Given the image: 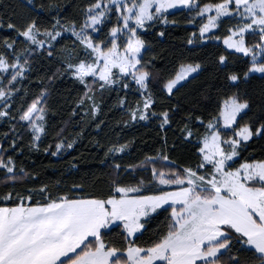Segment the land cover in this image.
<instances>
[{
	"label": "trees",
	"instance_id": "trees-1",
	"mask_svg": "<svg viewBox=\"0 0 264 264\" xmlns=\"http://www.w3.org/2000/svg\"><path fill=\"white\" fill-rule=\"evenodd\" d=\"M94 2L0 0V56L10 62L19 56L27 69L16 83L9 85L6 79L3 84L11 99L7 102L8 115L0 117V156L5 161L11 158L15 167L12 174L0 169V207L15 206L18 198L29 195L33 204L44 203L42 188L53 197L68 194L76 198H107L118 195L113 192V181L129 185L142 179L145 183L141 195L168 191V187L153 181L148 168L132 166L146 157L167 156L168 161L154 162L158 169L196 170L202 161V140L209 134L207 124L215 122L223 102L233 96L249 105L237 125L248 126L254 133L239 148L238 158L231 164L233 170L245 162L264 161V131L255 134L264 127V74H251V59L224 46L228 28L235 25L232 19H224L232 22L222 23L209 36L215 39L200 37L199 27L204 20L197 17L196 10L186 9L166 13L168 23L155 20L138 32L145 45L141 66L150 73L147 94L154 101L146 120L131 118L137 106H143L144 98L130 77L110 87L101 88L96 83L91 91L74 78L68 65L85 61L87 53L73 36L64 34L50 49L38 51L19 35L32 22L41 33L73 24L79 29ZM216 2L219 0H198L197 5ZM9 24L14 27L9 28ZM114 26H118L117 21L108 20L94 37L95 42H106ZM5 41L13 47L8 48ZM49 51L52 55H48ZM221 56L225 57L223 64ZM196 64L200 65L198 73L169 95L165 84L174 79L182 65ZM232 74L239 77L238 81L229 79ZM126 82L128 87L124 88ZM41 96L46 110L45 132L38 147H34V136L19 117ZM164 112L168 113L169 123L162 127ZM223 137L227 136L223 133ZM58 143H63L65 150L53 155ZM69 143L71 148L67 147ZM124 145L127 147L123 153L110 151ZM9 193L12 199H2ZM170 224V208L158 210L144 221V229L133 239L135 245L150 246L168 231ZM125 236L122 226L102 231L106 245L122 250L127 244ZM229 247L231 252L221 259V264H236V260L239 264H260L254 250L236 238Z\"/></svg>",
	"mask_w": 264,
	"mask_h": 264
},
{
	"label": "snow or ice",
	"instance_id": "snow-or-ice-1",
	"mask_svg": "<svg viewBox=\"0 0 264 264\" xmlns=\"http://www.w3.org/2000/svg\"><path fill=\"white\" fill-rule=\"evenodd\" d=\"M197 4L198 0H95L86 10V19L79 30L75 24L67 29L87 53L85 61L69 64L68 68L88 91L92 90L91 83L96 81L102 82L100 86L104 88L130 77L147 93L150 73L141 67V51L145 45L137 30L155 20L168 23L164 14L169 9L194 8L199 17L206 19L199 27L201 38L221 27L222 23L232 22L224 18H233L235 25L228 28L229 34L223 44L251 57L250 72L264 74V60L260 59L264 56V0H219L201 7ZM113 11L118 13V26L111 27L110 46L103 48L100 43L93 42L88 30L99 31L97 26L106 23ZM246 33L258 35L259 42L246 45ZM61 34L59 31L41 33L35 22L19 31L20 36L38 48L45 44L38 36L44 35L55 41ZM121 37L124 38L123 45L117 43ZM5 43L8 48L13 47V44ZM48 47H52L50 42ZM19 61L17 56L10 64L0 56V73L9 76V85L16 83L18 77L23 78L27 70ZM219 61L223 64L225 57L221 56ZM199 69V64L182 65L174 79L166 83L167 93L171 95L179 82ZM88 77L92 78L91 83L86 79ZM229 79L236 82L239 77L232 74ZM4 83V77L0 76V84ZM122 86L127 88L128 83ZM10 99V93L0 86V102L6 103ZM42 100L43 96L34 99L19 117L30 125L36 142L45 132L44 124L37 123L45 119ZM153 103L148 93L143 107L137 106L131 113L132 120H146L147 109ZM248 107L246 101L241 102L235 96L223 102L219 117L207 124L210 132L203 139L202 161L196 170L185 168L181 173L171 168L158 169L154 162L168 161L167 156L146 157L139 165L132 166L133 169L148 168L158 185L178 186V190L140 195L145 183L142 179L129 185L113 181V192L118 195L110 194L107 198H76L68 194L53 197L42 188L44 203L33 204L29 195L18 198L15 206L0 207V264H221V259L231 252L229 246L234 238L253 249L260 264H264V161L245 162L235 170L229 164L238 155L240 143L248 141L254 134L248 126L233 128L239 114ZM7 115V110L0 111V117ZM221 118L223 128L232 129L230 135L238 139H222L217 128ZM162 121V127L169 123L167 112L162 113ZM261 131L264 127L257 129L255 134L260 135ZM187 135L190 137L192 133L189 131ZM72 146L71 143L67 145L68 148ZM64 147L63 143H58L52 154H58ZM126 147L110 151L123 153ZM14 167L11 158L5 161L0 156V169L13 173ZM115 167L119 170L120 165ZM200 169L208 171L202 173ZM2 199L9 200L12 196L9 193ZM165 205L171 211L168 231L150 246H136L132 238L144 229L142 220ZM113 225L122 226L126 233L124 250L106 245L102 238V230ZM230 259L236 260L235 257ZM236 264H239L238 260Z\"/></svg>",
	"mask_w": 264,
	"mask_h": 264
},
{
	"label": "rangeland",
	"instance_id": "rangeland-1",
	"mask_svg": "<svg viewBox=\"0 0 264 264\" xmlns=\"http://www.w3.org/2000/svg\"><path fill=\"white\" fill-rule=\"evenodd\" d=\"M112 7L115 8V6H112ZM197 7H198V5H197ZM182 9H186V10H196V9H194V8H176V9H169L167 13L172 12V11L182 10ZM165 14H166V13H165ZM196 14H197V12H196ZM117 16H118V13L115 12V11H113V12L110 14L108 20H111V19L114 18L115 21H117V20H116V17H117ZM197 17H198L199 19L204 20V22H206V19H205L204 17H199L198 14H197ZM226 18H227V17H226ZM226 18H224V19H226ZM229 19H232L233 22L235 23V20H234L233 18H229ZM108 20H107V21H108ZM107 21H106V22H107ZM104 24H105V23H104ZM104 24H103V25H98L97 27L101 30V28L104 26ZM147 25H148V24L145 25L144 29H138V30H137V35H138V32H140V31H144V30L146 29ZM70 28H71V27H67V28H65V29L56 30V31H59V32L62 33L59 37L63 36L64 34H67V35H71V36H73L72 33H71V31H70V30H67V29H70ZM218 29H219V28L215 29L212 33H208V34H206L205 37H203V39L206 40L210 35L214 34L216 31H218ZM76 30H79V29L76 28ZM100 30L97 31V32H92L91 29L88 30V34L92 37V40H93L94 43H96L95 40H94V37H97V36H98ZM52 32H54V31H52ZM59 37H58V38H59ZM73 37L76 39L75 36H73ZM58 38H57V39H58ZM38 39H40V40H42V41H45V44H44V47H43V48H38L36 45H33V44H31L30 41H28V42L30 43V45H31V46H34V47L36 48V50H38V51H42V50H44V49H50V48L48 47L49 42L53 45L54 42H56V40H57V39H56L55 41H50V38L47 37V36H44V35H40V36H38ZM110 40H111V36L109 35V39H108L106 42H104V43H100L101 46H102L103 48H107L108 46H110V44H109V41H110ZM245 41H246V45H248V46H252L253 44L259 42V36H258V35H256V36H252V35L246 33V34H245ZM123 42H124V38H123V37H121L120 39L117 40V43L120 44V45H123ZM224 46L227 48L226 45H224ZM10 49H11V48H10ZM227 49H228V48H227ZM228 50H230V51H232V52H235V51L232 50V49H228ZM143 52H144V48H143L142 51H141V57H142ZM236 53H237V52H236ZM238 54H240V55H242L243 57H245L242 53H238ZM3 58H4L5 60H7L5 57H3ZM247 58H250V59H251V57H247ZM263 58H264V56H262L260 59L263 60ZM7 61H8V60H7ZM15 61H16V59L14 60V62H15ZM8 62H9L10 64L13 63V62H10V61H8ZM19 62H20L21 64H24V63H22V61H21V57H20V61H19ZM258 63H259V61H258ZM141 67H142V66H141ZM24 73H25V72H24ZM197 73H198V72L193 73V74L190 75L187 79L182 80L181 82H179V83L176 85V87L173 89V91H174L177 87H179L180 85L184 84L188 79H190L192 76L196 75ZM177 74H178V73H177ZM0 76H3V77H4V80L9 79V76H8V75H5V74H3V73H0ZM73 76H74V78H76L75 75H74V72H73ZM19 79H21V78L18 77L17 80H19ZM76 79H77V78H76ZM86 79H87L90 83L92 82V78H91V77H88V78H86ZM130 79H131V78H130ZM131 81H132L133 83H135V81H133V80H131ZM148 81H149V80H148ZM96 83H99L100 85L102 84V82H100V81H96V82H94V83H91V89H93V86H94ZM147 83H148V82H147ZM135 84H136V83H135ZM165 85H166V84H165ZM0 86H3V87H4L3 84H0ZM136 86L138 87V89L140 90L141 94L143 95V98L145 99V96L147 95V93H145V91H144L143 89H140L139 85L136 84ZM164 88H165V87H164ZM5 89H6V88H5ZM87 90H88V89H87ZM165 91H166V88H165ZM173 91H172V92H173ZM166 92H167V91H166ZM8 101H9V100H8ZM8 101H7V102H8ZM7 102H6V103H5V102H0V111H4V110H6V109L8 108V106H7ZM41 106L44 107V117H45V119H44L43 122L37 121V123H43L44 126H45L46 110H45V106H44V99H43L42 102H41ZM142 107H143V106H142ZM142 107H141V108H142ZM149 109H150V108H149ZM149 109H147V113H148ZM245 110H246V109H245ZM245 110L239 114V116L237 117V120H238V118H239V117L245 112ZM137 116H139V113H137ZM4 117H5V116H4ZM22 122H23L24 124L27 125V127L30 129L31 133L33 134L30 125H29L28 123L24 122V121H22ZM236 125H237V124H236ZM236 125H233V128H236ZM217 128L219 129V131H220L221 134H222V139L224 138V137H223V133H224V134H225V133H228V134H229V135H227L226 138L238 139L237 137H234V136H231V135H230L231 132H232V129H224V128H223V126H222V118L220 119L219 123L217 124ZM209 132H210V130H209ZM43 135H44V133L41 134V139L43 138ZM33 136H34V134H33ZM41 139H40L38 142L34 141L35 144L38 145V144L40 143ZM251 139H252V138H251ZM251 139H249L248 141H250ZM248 141H246V142H248ZM246 142H241V143H240L239 147L237 148V152H239V148L242 146V144H244V143H246ZM202 147H203V140H202ZM224 147L227 149V146H226V145H225ZM64 150H65V147L59 151L58 155L61 154ZM200 153H201V152H200ZM201 155H202V154H201ZM237 158H238V155L233 159V161H230L229 164L231 165V164H232ZM167 169H168V168H167ZM207 171H208L207 169H200V172H202V173H206ZM6 172H7V171H6ZM177 172H179V171H177ZM181 173H182V172H181ZM8 174H12V173H8ZM164 187H166V186H164ZM168 189H170V190H168V191H175V190H178V186H171L170 188L168 187ZM140 195H141V193H140ZM167 207H169V206H168V205H165L164 208H167ZM161 209H163V208H161ZM161 209H158V210H161ZM158 210H157V211H158ZM157 211H156V212H157ZM156 212H155V213H156ZM155 213H152L150 216H152V215L155 214ZM150 216H149V217H150ZM149 217H147V218H149ZM147 218H145L144 220H142V223H144V221H145ZM116 226H118V225H113L112 228H113V227H116ZM109 229H111V228H109ZM109 229H106V230H109ZM102 231H103V230H102ZM138 234H140V232H138V233L136 234V236H137ZM134 238H135V237H134ZM134 238H132V239H134ZM90 239H91V238H90Z\"/></svg>",
	"mask_w": 264,
	"mask_h": 264
},
{
	"label": "crops",
	"instance_id": "crops-1",
	"mask_svg": "<svg viewBox=\"0 0 264 264\" xmlns=\"http://www.w3.org/2000/svg\"><path fill=\"white\" fill-rule=\"evenodd\" d=\"M251 74H259V75H261V73H252V72H251Z\"/></svg>",
	"mask_w": 264,
	"mask_h": 264
}]
</instances>
